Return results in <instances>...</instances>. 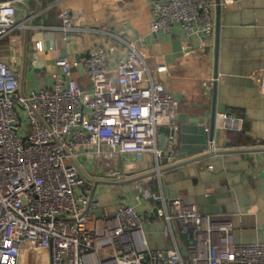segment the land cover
Listing matches in <instances>:
<instances>
[{"label":"built area","instance_id":"2783aa9c","mask_svg":"<svg viewBox=\"0 0 264 264\" xmlns=\"http://www.w3.org/2000/svg\"><path fill=\"white\" fill-rule=\"evenodd\" d=\"M20 3L0 2V40L24 28L26 21L17 19ZM234 3L220 0V6ZM216 8L215 0L154 1L151 32L179 26L186 42L197 39L208 49ZM59 18V31L73 30L67 9ZM35 49L44 50L40 42ZM116 55L114 47H101L79 64L57 57L49 84L28 94L15 71L0 64V264H20L25 253L40 264H264V245L235 244L230 221L204 215L181 198L135 185L138 198L160 204L155 210L173 244L156 251L148 248L143 218L133 207L119 203L111 213L94 198L89 165L115 180L123 174L111 164L126 156L153 155L157 172L178 160L176 100L154 80L137 44H127L112 67ZM79 67L88 89L75 78ZM261 80L264 91V72ZM215 127L240 133L244 118L221 113ZM161 128L169 130L162 148Z\"/></svg>","mask_w":264,"mask_h":264},{"label":"crops","instance_id":"0c3cea01","mask_svg":"<svg viewBox=\"0 0 264 264\" xmlns=\"http://www.w3.org/2000/svg\"><path fill=\"white\" fill-rule=\"evenodd\" d=\"M154 1L159 0H21L17 19L26 21L25 26L12 38L0 40V64L17 73L28 94L49 84L57 57L79 64L101 47H114L117 55L110 60L114 67L127 44H137L154 80L178 104L175 152L180 166L163 164L157 172L153 155L126 156L111 164L123 174L112 180L89 165L94 198L111 213L119 203L133 207L143 218L148 248L156 251L173 244L166 236L164 219L154 213L160 204L138 198L136 183L166 199L181 198L200 211L197 198L224 195L230 203L220 206L227 211L214 217L233 224L234 243L264 245V0H235L221 5L219 12L215 9L220 23L218 59L216 35L212 46L204 50L197 39L186 42L179 26L167 34L152 33ZM62 9L69 11L74 25L67 33L59 31ZM39 42L43 52L35 49ZM75 78L89 88L85 75L78 73ZM221 113L244 118V130L226 132L215 127L213 141L204 153H198L197 129L209 133L214 114L216 124ZM168 135V129H159V147L166 145ZM20 264L40 263L25 253Z\"/></svg>","mask_w":264,"mask_h":264},{"label":"water","instance_id":"95a60500","mask_svg":"<svg viewBox=\"0 0 264 264\" xmlns=\"http://www.w3.org/2000/svg\"><path fill=\"white\" fill-rule=\"evenodd\" d=\"M216 4H217V10L219 12L220 0H216ZM219 32H220V23H219V17H217V19H216V32H215L217 59H218V49H219ZM77 71L80 74L84 75V70L82 67H79L78 69H75V68L73 69L74 73H76ZM215 77L217 78V69L215 72ZM215 87H216V84H215ZM213 118H214L213 124H212L211 130L209 133L206 132V129H204V128L197 129V131L200 135V142L198 143V145L200 147L198 153H200V154H202L206 151L208 142L213 141L214 130H215V114H214ZM162 146H160V147L162 148ZM174 166L179 167L180 165H174ZM221 198H224V202H222ZM196 203L201 207V209H202L201 212L204 215H208V216L213 215L214 216V215H219L221 212L225 213L227 211L226 207H224V206L221 207L220 205H228L230 203V201L224 195H223V197H221V195H208V196H203V197L197 198ZM154 213L157 214V210H155ZM183 241L186 242L185 236H183Z\"/></svg>","mask_w":264,"mask_h":264},{"label":"rangeland","instance_id":"374dc122","mask_svg":"<svg viewBox=\"0 0 264 264\" xmlns=\"http://www.w3.org/2000/svg\"><path fill=\"white\" fill-rule=\"evenodd\" d=\"M179 244H180V248L183 250L184 246H183L182 242L180 241V239H179Z\"/></svg>","mask_w":264,"mask_h":264}]
</instances>
